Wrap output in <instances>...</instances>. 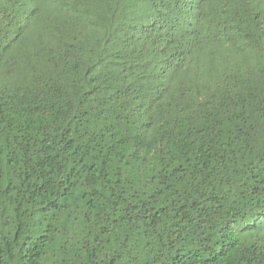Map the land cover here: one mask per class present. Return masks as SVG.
<instances>
[{
  "label": "trees",
  "instance_id": "16d2710c",
  "mask_svg": "<svg viewBox=\"0 0 264 264\" xmlns=\"http://www.w3.org/2000/svg\"><path fill=\"white\" fill-rule=\"evenodd\" d=\"M0 264H264V0H0Z\"/></svg>",
  "mask_w": 264,
  "mask_h": 264
}]
</instances>
